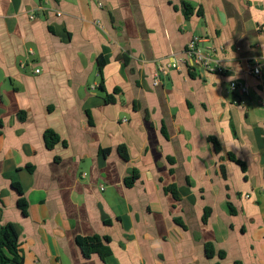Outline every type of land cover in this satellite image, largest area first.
<instances>
[{
  "label": "crops",
  "instance_id": "0c3cea01",
  "mask_svg": "<svg viewBox=\"0 0 264 264\" xmlns=\"http://www.w3.org/2000/svg\"><path fill=\"white\" fill-rule=\"evenodd\" d=\"M194 38L225 75L191 66ZM256 63L264 0H0V229L23 264H264ZM95 236L107 257L83 254Z\"/></svg>",
  "mask_w": 264,
  "mask_h": 264
},
{
  "label": "trees",
  "instance_id": "16d2710c",
  "mask_svg": "<svg viewBox=\"0 0 264 264\" xmlns=\"http://www.w3.org/2000/svg\"><path fill=\"white\" fill-rule=\"evenodd\" d=\"M116 93V91H115ZM114 93V94H115ZM106 100L108 103H114V97L113 96H106ZM23 114L20 115V120H24L22 117ZM45 141L46 146L49 150L53 149L54 146L59 142L58 136L53 131H47L45 134ZM209 141L213 144L214 150L217 154L221 153V144L220 142L214 138L210 137ZM230 160L236 163L241 167V170L245 173L246 172V165L237 159L234 155H229ZM28 170L30 172H33L31 167H28ZM221 171L223 174V177L225 176V169L223 166H221ZM130 182L132 180H127V185H130ZM13 187L16 189L17 193L19 194L18 199V208L21 210L23 215H27L28 210V204L26 200L23 198V191L19 184H14ZM169 192L177 199V194L175 191V188L171 187L168 189ZM229 210L231 214H236V211L232 207L231 204H229ZM209 211L205 213L203 221L206 222L209 218ZM176 223L183 226L182 223L179 220H176ZM80 246L83 251V254L86 257H90V255L97 253L102 258L107 257L110 252L102 243V240L100 237H92V238H86L83 240H80ZM212 246H207V254L209 256L214 255V250L212 249ZM221 259L224 258V253L219 254ZM24 258L21 252V244L19 242V237L17 234V231L13 224H7L3 228L0 229V264H23Z\"/></svg>",
  "mask_w": 264,
  "mask_h": 264
},
{
  "label": "built area",
  "instance_id": "2783aa9c",
  "mask_svg": "<svg viewBox=\"0 0 264 264\" xmlns=\"http://www.w3.org/2000/svg\"><path fill=\"white\" fill-rule=\"evenodd\" d=\"M34 19V16L31 17ZM204 39L194 38L187 46L185 51L186 57L191 61V66L199 68L203 72H215L220 75L226 74V69L221 65L220 61L214 60V58L205 51L204 47ZM179 68L178 64H171L168 68L160 67L156 74V79L154 81L155 85L159 84V80L161 79L160 75H167L168 70ZM264 70V64L256 63L254 65H248L247 73L251 76H254L258 79L262 78ZM40 71L37 70L36 73ZM230 89L234 92H238L239 94L245 96L249 92L248 86L238 83L231 82Z\"/></svg>",
  "mask_w": 264,
  "mask_h": 264
}]
</instances>
